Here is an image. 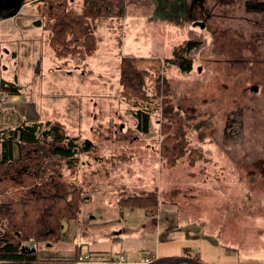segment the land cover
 Segmentation results:
<instances>
[{"label": "rangeland", "instance_id": "374dc122", "mask_svg": "<svg viewBox=\"0 0 264 264\" xmlns=\"http://www.w3.org/2000/svg\"><path fill=\"white\" fill-rule=\"evenodd\" d=\"M84 1L67 0L66 7L80 13ZM110 1L114 7L120 0ZM220 5L229 10L227 17L212 21L216 31L203 30L204 47L190 53L193 68L183 73L168 59L191 31L201 33L193 29L184 0H124L123 15L114 9L100 20L89 19L97 47L86 58L74 39L57 57L50 32L35 25L46 21L48 3L27 0L15 16L0 14V77L17 82L27 101L44 113L42 127L59 124L80 146L93 143L89 154L80 150L72 162L54 156L43 161L45 180L52 175L69 192L76 187L81 211L113 215L106 196L149 199L146 231L152 236L160 223L194 224V232L224 245L264 251V66L257 63L264 27L245 20L256 13L241 16V0ZM247 42L254 59L245 54ZM127 56L146 71L150 99L139 106L138 95L122 92L120 65ZM253 83L261 90L252 91ZM12 97L0 101V128L33 120L3 109ZM139 108L149 109L148 132L137 127ZM50 141L44 136L41 145L48 148ZM8 190L0 194V204L25 195ZM61 238L52 243L58 241L63 254L51 253L50 243L38 244L46 258L40 264L63 262L51 256H71L70 243Z\"/></svg>", "mask_w": 264, "mask_h": 264}, {"label": "trees", "instance_id": "16d2710c", "mask_svg": "<svg viewBox=\"0 0 264 264\" xmlns=\"http://www.w3.org/2000/svg\"><path fill=\"white\" fill-rule=\"evenodd\" d=\"M45 1L48 3L47 19L36 20L35 25L50 32V46L59 58L65 55L64 51H69L72 39L77 41L79 49L77 52L83 53V58L95 51L97 40L94 26L89 19L100 20L114 9H119L117 15L124 14V0H120L114 7L110 0H85L80 13L68 9L67 0ZM26 2L27 0H24L23 4ZM16 13L8 12L5 16ZM190 35L188 40L177 47L172 59H168V62L176 65L183 73H189L193 68L194 59L190 53L201 51L205 44V37L201 33L191 31ZM120 69L123 94L138 95L137 106L148 101L150 98L146 94L144 77L146 71L137 68L135 57H124ZM8 83L10 84L8 87H2V93L19 94L17 83ZM134 115L137 118V127L142 132H148L149 109L139 108L134 111ZM63 128L59 124L42 127L41 121L37 120H24L16 126L0 128V194L2 196L8 194L9 188L25 193L21 201L11 202L9 205L3 204L4 202L0 204V226L3 227V223L7 225L5 233L0 232V264L43 263L46 258L41 255L38 244L42 242L51 244L61 238L64 233V222L77 220L79 217L82 197L78 195L76 187L69 192L62 190L52 175L49 179H44L45 158L54 156L72 162L80 150L88 152L92 149V142L86 140L82 147L77 141L78 138L70 136ZM44 136L51 138L48 148L41 145ZM165 155L167 156V153ZM144 202L122 200L121 206L147 208L151 200L146 199ZM31 238L37 245L35 251H30L31 247H22L21 244ZM150 257L147 264H207L189 254L162 257L150 254Z\"/></svg>", "mask_w": 264, "mask_h": 264}, {"label": "crops", "instance_id": "0c3cea01", "mask_svg": "<svg viewBox=\"0 0 264 264\" xmlns=\"http://www.w3.org/2000/svg\"><path fill=\"white\" fill-rule=\"evenodd\" d=\"M19 91V94L13 95V99H10L12 100L10 107H3V109L12 112L16 109L19 119H33L46 123L47 121L43 120L44 113L37 111V105L34 102L27 101L20 87ZM89 152L91 151L84 154ZM109 198L106 196L103 202L113 206L114 214L104 216L101 213L88 214L80 210L76 221L66 222L64 235L60 239H65L64 244L70 243L69 251H65L71 253V256H65V258L51 256V259L56 261L62 259L63 262L59 264H99L98 262H79V257L91 254L96 259L106 258L123 251L139 264H147V259L151 258L150 254L156 257L189 254L207 264H264V251H242L239 247L224 245L215 238L194 232L195 229L192 227L196 226L194 224L188 226L189 224L177 223V227L173 228L168 224L156 223L157 230L152 236L146 231L149 222L147 208H123L120 198L117 200ZM130 222L136 227H131ZM57 242L49 244L48 247L51 253L58 255L62 251Z\"/></svg>", "mask_w": 264, "mask_h": 264}, {"label": "flooded vegetation", "instance_id": "af4514ba", "mask_svg": "<svg viewBox=\"0 0 264 264\" xmlns=\"http://www.w3.org/2000/svg\"><path fill=\"white\" fill-rule=\"evenodd\" d=\"M35 1V0H34ZM185 4L187 5V14L188 17L192 20V24L194 26V30L199 28L201 31V34L204 33L203 30L206 28L210 30L216 29L212 25V21H214L215 18L224 16V18L227 17L229 10L220 8V4L227 3L231 5V1L233 0H184ZM243 2L242 7V14L243 17L246 13L253 14L256 13L258 16H251L246 18L245 20H248L249 22H253L256 25H254L256 28L261 26L264 27V0H241ZM18 0H0L1 4V11L4 13L12 12L14 11V6ZM179 3H181V0H179ZM251 12V13H250ZM224 20V19H223ZM225 21V20H224ZM258 33V34H257ZM258 36H262L260 32H256ZM264 41L259 43L257 45V49L259 50L258 54L261 58L257 60V63L262 64L264 66ZM261 46L262 48H260ZM253 49V47H251ZM246 55L249 59L253 58V52L254 50H249L248 48V42L246 43ZM264 69V67H262ZM264 86V85H262ZM252 91L258 92L261 90V85L258 83H253L250 87Z\"/></svg>", "mask_w": 264, "mask_h": 264}, {"label": "built area", "instance_id": "2783aa9c", "mask_svg": "<svg viewBox=\"0 0 264 264\" xmlns=\"http://www.w3.org/2000/svg\"><path fill=\"white\" fill-rule=\"evenodd\" d=\"M8 85L10 84L7 81H4L2 77H0V101L2 103L7 101V95L2 93V87L6 88L8 87ZM12 96L13 95L11 94V97ZM22 247L36 248L37 245H36L35 240L31 238L30 240L24 241L22 243ZM147 260L148 262L150 261V259H147ZM79 262H98L99 264H139L138 261L129 260L123 251L116 252L110 257L98 258V259L93 257V255L91 254H84L79 257Z\"/></svg>", "mask_w": 264, "mask_h": 264}, {"label": "water", "instance_id": "95a60500", "mask_svg": "<svg viewBox=\"0 0 264 264\" xmlns=\"http://www.w3.org/2000/svg\"><path fill=\"white\" fill-rule=\"evenodd\" d=\"M23 1L24 0H18V2L16 3V5L14 6V12L18 11L20 9V7L23 5ZM0 14L5 16V13L1 11V4H0ZM36 248H30V251H35Z\"/></svg>", "mask_w": 264, "mask_h": 264}]
</instances>
